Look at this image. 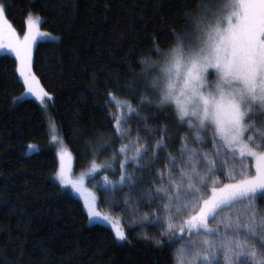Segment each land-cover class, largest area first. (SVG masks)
I'll return each mask as SVG.
<instances>
[{
	"label": "trees",
	"instance_id": "1",
	"mask_svg": "<svg viewBox=\"0 0 264 264\" xmlns=\"http://www.w3.org/2000/svg\"><path fill=\"white\" fill-rule=\"evenodd\" d=\"M6 2V19L19 35L33 15L41 20V30L55 38L37 44L32 71L52 97L50 112L75 171H85L92 161L118 152L119 142L103 147L116 140L112 117L118 116L117 105L125 100L138 103L143 88L140 60L154 51V42L162 50L169 47L173 30L183 29L185 4L193 0H75V10L61 7L62 0ZM128 84L137 91H130ZM23 92L16 60L0 54V264H176L175 250L189 236L178 235L179 223L171 233L163 232L161 225L167 229L163 202L149 204L145 199L148 191L156 195L153 182L159 180L167 150L160 152L159 161H142L143 167L127 169L136 181L131 190L117 186L113 198L111 188L98 189L99 210L118 220L127 233V241L119 242L110 228L89 224L82 202L53 182L58 159L45 115L34 100H19ZM109 93L116 97L115 104L109 103ZM139 111L141 116L129 122L131 136L135 140L139 128L141 141H151L149 150L163 135L160 125L165 122L173 155L178 156L183 135H188L189 147L196 146L186 126L152 114L158 111L155 103H145ZM145 116L157 134L145 130ZM33 145L38 150L27 154ZM210 148L209 144L204 150ZM115 167L109 178L117 182L120 169ZM224 175L220 179L226 182ZM126 194L129 203L139 201L138 211L147 219L127 211ZM258 208L264 210V201ZM231 215L235 218L237 210ZM210 226L221 231L225 227ZM142 233L162 240V246L143 239ZM174 237L182 239L169 243Z\"/></svg>",
	"mask_w": 264,
	"mask_h": 264
},
{
	"label": "snow or ice",
	"instance_id": "2",
	"mask_svg": "<svg viewBox=\"0 0 264 264\" xmlns=\"http://www.w3.org/2000/svg\"><path fill=\"white\" fill-rule=\"evenodd\" d=\"M64 6L75 10V0H62ZM8 7L6 0H0V50L7 48L15 55L27 93L44 104L45 97H52L37 86L31 53L36 37L47 34L39 31V17L29 15L28 31L19 39L7 22ZM185 7L183 29L173 30L169 47L162 50L154 42V51L139 62L143 88L138 103L125 100L117 105L127 113L112 117L116 140L103 147L116 142L120 147L113 152L109 167L115 172L118 165L119 185L131 190L136 181L127 169L143 167L142 161H159L160 152L167 150L164 168L157 172L159 180L153 182L156 195L148 191L145 199L149 204L153 200L163 202V214L169 220L167 229L161 225L163 232L171 233L176 227L173 209L188 217L182 221L180 232L186 228L189 239L175 250L176 264H264V210L258 208V202L264 201V0H193ZM127 86L133 93L137 91L135 85ZM109 97V103L115 104L116 97L112 93ZM145 103H155L158 111L153 115L186 126L196 146L189 147L188 135H183L179 154L173 155L168 150L166 122L160 125L163 135L152 150L148 147L151 141H141L139 128L133 140L129 122L133 116H141L139 109ZM144 119L145 130L157 134L147 124V116ZM51 139L56 142L57 136ZM209 144L211 148L205 151ZM58 156L60 184H70L83 194V178L72 181L67 177L70 153L61 149ZM99 170L98 162L92 161L91 173ZM224 172L228 182H221ZM103 180L106 187L111 185L114 198L117 185L108 176ZM89 196L85 207L90 220L112 223L95 210V197ZM130 199L126 194L127 211L147 219L138 211L139 201L129 203ZM233 210H237L235 218ZM211 224L225 227L221 231ZM114 232L117 241H127L123 229L114 227ZM142 238L153 239L147 233H142ZM175 239L182 237H174L169 243ZM153 242L162 246L160 239Z\"/></svg>",
	"mask_w": 264,
	"mask_h": 264
},
{
	"label": "rangeland",
	"instance_id": "3",
	"mask_svg": "<svg viewBox=\"0 0 264 264\" xmlns=\"http://www.w3.org/2000/svg\"><path fill=\"white\" fill-rule=\"evenodd\" d=\"M31 16L33 18H36V16H33V15H31ZM40 24H41V20L39 19V31L41 33H46V32H44V31L41 30ZM27 31H28V28H27V23H26V30H25V33L23 35H19L16 31L15 32L17 34V37L22 40L23 37H24V35L27 33ZM46 34L47 35H38L36 37L35 43L33 44V47H32V53H31L32 61H33L34 49H35V47L37 46L38 43L52 41L53 39H55L52 35H50L48 33H46ZM6 41H7V34H5V43H6ZM0 54L10 56V57H12V58H14L16 60L15 55L13 53L9 52L7 48H4L3 50H0ZM16 63H17V68H18L19 62L17 60H16ZM32 73H33V71H32ZM17 74H18V77H19L20 81L23 84V80L20 77L18 71H17ZM37 86H38V88L42 89L40 87V84L39 83H38ZM21 97H23V99H32L35 102H37L39 104V106L41 107V109L43 110V113L45 115L47 129H48V133H49V141H50V143H51V145L53 147V150H54V152L56 154V157L58 159V168H57L56 173L53 176V182L55 184H57L58 186H60L65 193H67V194L73 196L74 198L78 199L79 201H81L82 204L84 205V209H85L86 213H87V209L85 207V199H90L89 194H91L92 196H94L95 197V200L93 201V204H94L95 210L100 213L101 217L108 216L109 217V220L112 221V223L103 221L102 219H98V218H94V219L90 220V218L88 216V213H87L89 224H100V225H104V226L110 228L112 230L114 236H115L114 227L123 229L122 226H121V224H120V222L118 220L114 219L113 217H111L110 215H107V214L101 212L99 210V205H98V202H99L98 201V189H100L102 187L106 188L105 182L103 180V177L108 175V178H109V174H113V173L116 172V171L113 172L112 167H109V165L112 162L113 155L112 156H109L108 158H105L104 157L99 162L97 160L98 164L100 165V170L97 171V172H95V173H91V166L92 165L88 169H86L85 171L76 172L75 171V168H74V160H73V157H72L71 153L69 152V150L63 144V142L61 140V137H60V134H59V131H58V128L56 126V123H55V121H54V119H53V117L51 115V112H50V106L52 104V100H48L47 97H45V102L46 103L42 104L40 100H37L34 96H32L31 94L27 93V89H26L25 86H24V92L21 95ZM20 98H19V100H21ZM124 113H125L124 109H121L120 108L118 110V116L117 117L121 116ZM52 135H56L57 136V141L56 142H53L52 141V139H51ZM61 149H63L67 153H70V158L66 160V168H67V177H68V179L69 180H72V181H76V180H80L81 178H83V188L85 189V191H84L83 194L74 191L71 188V185L70 184L69 185H61L60 184V181H59V179L57 177V173H58L59 168H60V159H59L58 153L61 151ZM37 150H38V147H36V146L33 145L31 147V149L29 147V149L27 150V154H31L32 152H35ZM129 157H131V156H129ZM209 158H213V157L210 156ZM252 163L254 164V162H252ZM252 171L254 172V167L252 168ZM224 173H225L224 176H226L227 175V172H224ZM109 181H110V178H109ZM111 182L112 183H115L117 186L121 187L119 185V180H117V182L116 181H111ZM226 182H228V181L226 180ZM107 188H111V185H109ZM173 213H175V209H173ZM175 214H176V216H178V221H174V222L172 221V223H176V226L179 223V225L177 226L178 229H179V230L177 229L178 235H186L188 237L189 236V233H188V231H187L186 228H185L186 231H184L183 233L180 232V226L182 224V221L188 219V217L182 216V215H180L178 213H175ZM163 220H164V223H166V225H168V223H169L168 217L166 216Z\"/></svg>",
	"mask_w": 264,
	"mask_h": 264
}]
</instances>
